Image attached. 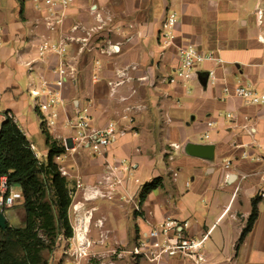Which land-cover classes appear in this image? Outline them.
<instances>
[{
  "label": "crops",
  "instance_id": "obj_1",
  "mask_svg": "<svg viewBox=\"0 0 264 264\" xmlns=\"http://www.w3.org/2000/svg\"><path fill=\"white\" fill-rule=\"evenodd\" d=\"M168 12L177 13L178 23L173 46L164 48L159 33ZM60 38L66 42L65 57L40 58L42 42L55 44ZM186 45L212 52L222 62L200 64L185 86L170 85L177 47ZM62 64L70 66L62 88L64 106L49 133L61 146L68 141L70 149L55 162L67 173L75 199L82 194L88 202L95 190L105 193L108 186L99 182L113 166L130 169L121 178L131 195V228L115 214L97 219L110 225L111 238L140 237L146 220L170 217L187 223L188 236L205 239L210 264H264V199L259 195L264 103L250 105L233 95L244 84L264 100V0H74L58 32L46 28L44 12L31 0H0V127L5 114H12L40 160L49 149L42 124L38 128L30 116L33 110L42 114L29 103V91L60 80ZM209 72L213 84L210 77L204 80ZM121 73L129 80L112 93L123 80L117 76ZM225 87L230 95L223 93ZM85 111L92 128H117L113 145L97 154L73 147L70 140L75 129L67 120ZM38 129L45 142L40 152L31 142ZM189 145L212 146L213 156H191ZM148 168L153 169L149 183L137 186L136 174ZM156 180L157 188L141 201L143 188ZM254 202L258 217L239 242ZM138 203L140 212L135 211ZM123 204L113 205L126 209ZM18 212L25 219L21 201L4 213L8 224Z\"/></svg>",
  "mask_w": 264,
  "mask_h": 264
},
{
  "label": "built area",
  "instance_id": "obj_2",
  "mask_svg": "<svg viewBox=\"0 0 264 264\" xmlns=\"http://www.w3.org/2000/svg\"><path fill=\"white\" fill-rule=\"evenodd\" d=\"M35 7L44 12L45 25L50 32H58L63 20L66 18L67 11L73 5L74 0H31ZM178 23V15L175 12H168L161 24L159 38L161 45L164 48H170L175 40V28ZM75 29V28H74ZM40 58L48 55H56L63 59L66 54V42L60 38L55 44L49 41H43L38 48ZM178 64L172 69L171 74L167 77V82L170 85L182 84L190 82L196 76V69L200 64L205 62L221 63L222 61L212 52L203 53L193 45L177 47ZM65 67V68H64ZM67 69L70 66L63 65L59 67L57 73L61 79L55 84H43L41 90H30L31 98L35 99L36 107L42 114V122L44 128L50 132L56 126L60 112L64 106L62 98V88L64 87L67 77ZM122 81L116 82L111 88L112 93L115 89L122 86L129 80L127 73L117 75ZM210 82L215 81L213 72H209ZM225 95H230L229 88L223 89ZM233 95L247 102L250 105L263 104L264 100L258 95L256 90L251 86L239 84L234 88ZM231 118V115L227 116ZM67 126L75 129L71 141L74 146L85 147L93 153H100L103 149L113 145L117 128L113 124H109L103 129H95L91 127V119L87 111L83 114H78L74 120H67ZM212 123H208V127H212ZM208 136L206 135V138ZM63 147L68 151V141L63 142ZM74 149V148H73ZM230 163L225 165L229 169ZM99 186H108L105 193L95 190L93 196L85 198L86 200H94L96 198L106 199L120 194V199L128 198V194L123 189V180L121 172H128V167L118 168L113 166ZM61 174L66 177L67 173L60 170ZM82 183L77 182V189H82ZM260 197L264 199V182L260 191ZM22 200V194L8 186L5 177L0 178V214H4L8 209L14 207ZM135 211L140 212V203L135 205ZM85 225L86 219L79 224ZM146 232L143 233L138 240L137 248L132 252L134 256L140 257L150 264H163L166 261L174 260L177 264H210L205 254V239L191 237L186 234L187 223H179L177 220L167 217L159 222H151L146 220ZM75 228L74 235L67 240L64 247L63 255L66 257L65 264H91L92 242L88 239L87 232L84 227ZM113 255L118 257L117 251Z\"/></svg>",
  "mask_w": 264,
  "mask_h": 264
},
{
  "label": "trees",
  "instance_id": "obj_3",
  "mask_svg": "<svg viewBox=\"0 0 264 264\" xmlns=\"http://www.w3.org/2000/svg\"><path fill=\"white\" fill-rule=\"evenodd\" d=\"M41 127L49 149L45 160L38 159L12 114H5L0 127V178L5 177L10 188L21 192L25 212L23 227L7 223L6 230H0V264H48L45 252H53L59 237L70 239L73 234L68 212L74 192L55 162L66 150L44 128L43 122ZM157 186L158 180L146 185L140 200ZM257 217L254 202L239 242L250 232Z\"/></svg>",
  "mask_w": 264,
  "mask_h": 264
},
{
  "label": "rangeland",
  "instance_id": "obj_4",
  "mask_svg": "<svg viewBox=\"0 0 264 264\" xmlns=\"http://www.w3.org/2000/svg\"><path fill=\"white\" fill-rule=\"evenodd\" d=\"M29 103L31 105L35 104L36 106L34 98L30 99ZM30 116L33 119L34 123H36V126L39 128L42 124V117H40L35 110L30 113ZM31 142L36 144L38 152H40L41 149L44 150V137L39 131V129L37 136L32 138ZM152 176L153 169H141L139 173H137L135 176L136 179H138L139 181L137 186H143L146 183H149V180ZM129 185L131 187V181ZM119 199L120 194L116 193L114 196L106 199L103 198L98 202H94V200L86 202L83 199L82 194L76 199L75 195L73 194L72 206L68 212L69 223L73 233L72 237L74 235L75 228L80 227V225H87V236L88 239H90V241L92 242V247L90 249L91 254L95 255V257H92L91 264H127V260H130L131 262H133V264H140V262L143 260L142 258L134 256L132 254V252L137 248L138 240L141 237L131 239L130 236L129 238L123 240H115L111 238L108 234L110 225L106 223L103 218L97 221L98 217L102 215L110 217L111 215L115 214L120 219V221H122L123 224L125 223L129 228H131V195H128V198H123L124 200ZM117 201H120V203H124L123 205H126V209L121 208L118 205H113ZM80 202L85 203L83 207L82 205H78ZM96 202L98 203L97 206L99 207V212H97ZM14 209H16V207ZM84 218L86 219L85 225L84 223L79 224L81 221H84ZM24 222V218L20 216L19 212L12 218V221H10L13 227L18 228L23 227ZM67 240L68 239L64 237H59L56 240L53 252L51 254L45 252L44 257L48 261V264H65L66 257L63 255V252ZM115 251H117L120 257L113 255V252ZM166 262H164L163 264H166Z\"/></svg>",
  "mask_w": 264,
  "mask_h": 264
},
{
  "label": "water",
  "instance_id": "obj_5",
  "mask_svg": "<svg viewBox=\"0 0 264 264\" xmlns=\"http://www.w3.org/2000/svg\"><path fill=\"white\" fill-rule=\"evenodd\" d=\"M208 79L205 78L206 81ZM202 81V78L200 79ZM213 147L212 146H197V145H189L187 147V152L191 156L198 158H210L213 156ZM7 228V220L4 214H0V230H6Z\"/></svg>",
  "mask_w": 264,
  "mask_h": 264
},
{
  "label": "bare ground",
  "instance_id": "obj_6",
  "mask_svg": "<svg viewBox=\"0 0 264 264\" xmlns=\"http://www.w3.org/2000/svg\"><path fill=\"white\" fill-rule=\"evenodd\" d=\"M87 228H88L87 225H85V227H84L85 233L88 232Z\"/></svg>",
  "mask_w": 264,
  "mask_h": 264
}]
</instances>
